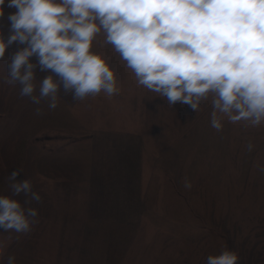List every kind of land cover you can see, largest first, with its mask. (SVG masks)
Here are the masks:
<instances>
[{"label": "rangeland", "instance_id": "1", "mask_svg": "<svg viewBox=\"0 0 264 264\" xmlns=\"http://www.w3.org/2000/svg\"><path fill=\"white\" fill-rule=\"evenodd\" d=\"M15 11L4 8L5 36ZM15 49L0 60V196H12L19 170L42 200L29 233L0 228V264H206L225 247L239 264H264V124L224 118L217 131L211 99L197 112L169 105L103 35L93 50L108 57L118 93L76 101L61 89L49 109L4 82Z\"/></svg>", "mask_w": 264, "mask_h": 264}, {"label": "clouds", "instance_id": "2", "mask_svg": "<svg viewBox=\"0 0 264 264\" xmlns=\"http://www.w3.org/2000/svg\"><path fill=\"white\" fill-rule=\"evenodd\" d=\"M5 7L16 11L7 16V36L0 27V60L16 49L4 82L18 85L36 105L47 101L55 109L61 89L76 101L118 93L108 57L93 50L103 35L137 84L169 105L197 112L211 99L210 126L217 131L224 118L246 127L264 124V0H0V24ZM37 70L49 74L37 80ZM19 173L9 176L12 196H0V228L27 234L39 222L30 205L42 197L29 179L17 181ZM183 185L192 188L187 178ZM21 194L23 204L14 198ZM4 247L0 243V256ZM239 261L227 247L206 258V264ZM5 264H16V257Z\"/></svg>", "mask_w": 264, "mask_h": 264}]
</instances>
